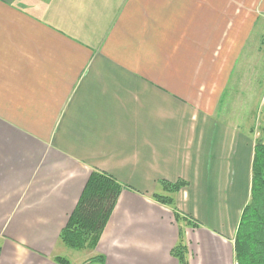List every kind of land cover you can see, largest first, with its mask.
<instances>
[{
    "label": "crops",
    "instance_id": "crops-1",
    "mask_svg": "<svg viewBox=\"0 0 264 264\" xmlns=\"http://www.w3.org/2000/svg\"><path fill=\"white\" fill-rule=\"evenodd\" d=\"M263 76L264 0H0V264H235L259 135L228 101ZM92 172L123 191L77 262Z\"/></svg>",
    "mask_w": 264,
    "mask_h": 264
},
{
    "label": "trees",
    "instance_id": "trees-1",
    "mask_svg": "<svg viewBox=\"0 0 264 264\" xmlns=\"http://www.w3.org/2000/svg\"><path fill=\"white\" fill-rule=\"evenodd\" d=\"M185 186L182 182L175 185L163 183L164 191L169 194L177 193ZM122 191L123 187L112 177L92 172L74 211L59 235V243L74 252L94 251ZM153 200L174 210L173 200L166 196L153 195ZM174 217L176 221L179 219L175 212ZM187 220L188 226H199V223L188 217ZM233 252L235 264H264V141L261 139L254 144L250 198L238 221ZM172 255L179 264H187L186 247L182 241ZM54 262L69 264L62 257H56ZM94 262L95 259L92 258L85 264Z\"/></svg>",
    "mask_w": 264,
    "mask_h": 264
},
{
    "label": "rangeland",
    "instance_id": "rangeland-1",
    "mask_svg": "<svg viewBox=\"0 0 264 264\" xmlns=\"http://www.w3.org/2000/svg\"><path fill=\"white\" fill-rule=\"evenodd\" d=\"M258 62H259V67H260V59L255 60L252 62H249V72L250 74L254 71L257 70L258 68ZM261 74V71H259ZM262 75L258 76V79L261 78ZM249 84H248V89L245 88L246 86H242L240 89V93L237 92V88L239 86H234L235 91L232 94L231 99H229L230 106H232V115L236 116L239 113L237 112L239 109L242 110V107L239 108L241 105H247L248 107V113H249V118L250 120H254L253 125L251 127V132H253L254 135L258 134V136L255 137V141L258 139H261L264 141V105L263 106H256L258 103H262V99L264 98V91H261L260 93H257L254 91V86H252V77H249ZM256 78V77H255ZM264 78V76H263ZM256 87V85H255ZM258 87V86H257ZM264 89V84L259 86V89ZM239 89V88H238ZM262 98V99H261ZM255 99V100H254ZM245 111V110H244ZM237 112V113H236ZM240 112V111H239ZM86 251L82 252H73L74 255L78 256L77 262H82L83 260H86L87 254L85 253ZM80 258V259H79Z\"/></svg>",
    "mask_w": 264,
    "mask_h": 264
}]
</instances>
